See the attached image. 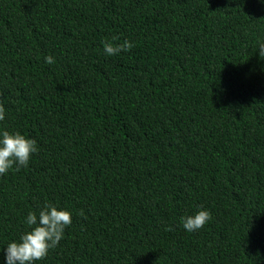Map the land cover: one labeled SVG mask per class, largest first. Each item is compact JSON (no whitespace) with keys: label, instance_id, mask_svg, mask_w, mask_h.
<instances>
[{"label":"trees","instance_id":"1","mask_svg":"<svg viewBox=\"0 0 264 264\" xmlns=\"http://www.w3.org/2000/svg\"><path fill=\"white\" fill-rule=\"evenodd\" d=\"M261 41L260 0H0V129L37 144L0 176V264L45 203L72 222L36 264H264Z\"/></svg>","mask_w":264,"mask_h":264},{"label":"clouds","instance_id":"2","mask_svg":"<svg viewBox=\"0 0 264 264\" xmlns=\"http://www.w3.org/2000/svg\"><path fill=\"white\" fill-rule=\"evenodd\" d=\"M264 3V0H260ZM113 40L116 37L112 38ZM105 56L111 57L120 52H127L132 47L128 40L113 44L102 41ZM258 58L264 60V41L257 45ZM46 64H53L54 58L44 56ZM4 119V112L0 109V121ZM37 151L36 141L27 138L19 132H9L0 129V176L6 175L10 170L19 171L27 167L29 160ZM72 213L63 208L45 203L37 211H28L23 223L28 230L23 232L17 240L9 242L5 247L3 264H36L47 256L49 250L58 245L64 235V230L72 220ZM207 209L198 208L193 214L180 218L181 227L185 232L191 233L201 229L209 220Z\"/></svg>","mask_w":264,"mask_h":264}]
</instances>
